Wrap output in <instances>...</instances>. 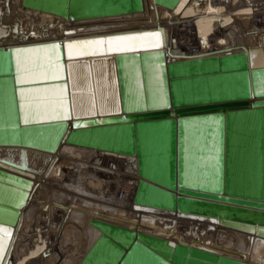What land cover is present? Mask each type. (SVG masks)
<instances>
[{
    "label": "water",
    "instance_id": "obj_1",
    "mask_svg": "<svg viewBox=\"0 0 264 264\" xmlns=\"http://www.w3.org/2000/svg\"><path fill=\"white\" fill-rule=\"evenodd\" d=\"M179 2L152 0L168 10ZM21 6L68 21L144 9L143 0H21ZM144 33L159 36L139 41L137 52H109L104 43L94 46L95 54L77 48L70 56L67 47ZM157 40L159 47L153 46ZM54 44L60 47L20 56H35L44 68L58 56L61 78L21 84L16 49ZM261 45L264 59V33ZM167 56L158 27L0 47V148L54 153L64 142L130 157L138 177L134 210L209 219L264 241V65L253 67L247 52L176 61ZM57 86L66 97L57 114L67 116L32 112L26 123L21 90ZM13 168L28 170L0 158V264L33 187ZM89 224L100 235L79 264H252L97 219Z\"/></svg>",
    "mask_w": 264,
    "mask_h": 264
},
{
    "label": "bare ground",
    "instance_id": "obj_2",
    "mask_svg": "<svg viewBox=\"0 0 264 264\" xmlns=\"http://www.w3.org/2000/svg\"><path fill=\"white\" fill-rule=\"evenodd\" d=\"M143 5V11L134 14L68 21L23 8L21 0H0V47L158 27L169 60L247 52L253 67L264 65L261 45L264 0H180L172 10L154 6L152 0H143ZM24 152L21 155L19 148H0V158L25 163L28 170H12L33 181L3 264H79L100 235L90 226L91 219L203 246L252 264H264V241L255 234L221 227L209 219L134 210L132 196L138 177L130 157L64 142L54 153L32 149ZM59 162L66 166L72 163L76 174L64 173ZM86 181H93L95 193L86 190L83 183ZM53 189L62 196L49 204L50 220L52 215L59 216L58 221L53 219L57 232L42 255L37 251L36 260L19 261L17 255L24 252L20 249L21 242L30 236L27 231L34 213L32 205L41 193ZM68 245H72L69 250ZM15 256L19 262H15Z\"/></svg>",
    "mask_w": 264,
    "mask_h": 264
},
{
    "label": "snow or ice",
    "instance_id": "obj_3",
    "mask_svg": "<svg viewBox=\"0 0 264 264\" xmlns=\"http://www.w3.org/2000/svg\"><path fill=\"white\" fill-rule=\"evenodd\" d=\"M2 34V33H0ZM159 36L158 33H144L136 36H112L108 37L106 41L104 40H81L75 41L68 44L69 55L71 56L73 49H81L83 55L95 54L98 49L94 46H98L104 43L108 44L107 51L116 53H129L137 52L140 48L138 43L145 37ZM153 46L159 47V41H154ZM60 46L57 44L46 46L44 49L40 48H26V49H16L17 52V70L20 73L18 79L21 84L33 83L40 79H60L62 65L59 63V57L53 61H48L47 68L37 63V58L32 55H25L21 58L20 53L25 54H36L42 51H47L48 48L58 49ZM39 69V70H38ZM50 73V76H49ZM21 96L25 99V122L29 121V114L34 112L36 116L41 114L47 115L49 110L52 111V116L54 118L62 119L67 116V112H63L62 115H58V111L64 109L66 97L64 88L62 86H57L54 89L47 88H29L22 89ZM162 102L167 105V101L161 97ZM76 99L74 98L73 103L75 104ZM7 233V229L3 230ZM3 248V243L0 241V249Z\"/></svg>",
    "mask_w": 264,
    "mask_h": 264
},
{
    "label": "rangeland",
    "instance_id": "obj_4",
    "mask_svg": "<svg viewBox=\"0 0 264 264\" xmlns=\"http://www.w3.org/2000/svg\"><path fill=\"white\" fill-rule=\"evenodd\" d=\"M61 164V168H62V171L64 173H74L77 169L75 166H73V164L71 165L70 163V166L68 164V166L64 165V163L62 162H59ZM60 164L57 165V167L59 166L60 167ZM84 170H82L83 172ZM55 170L53 171V174H54ZM76 174V173H74ZM73 175V174H72ZM71 175V176H72ZM55 177V176H54ZM73 178V177H72ZM75 179V178H74ZM84 183V187L87 188L86 190L89 192V193H95V184L93 183V181H86V182H83ZM58 185V184H56ZM56 185H53V187L59 189L58 187L59 186H56ZM62 189V188H61ZM54 190V189H53ZM53 190H49L50 192H45L44 194L41 193L40 196H39V202L36 201L35 203H33V210L32 212V215H31V218L30 219V223H29V229H28V236L26 238V240L22 241L20 244H21V248L20 249H24V252L22 254H19L17 255V258L16 256L14 257V259L16 258L17 260L19 261H27V262H31L33 260H36V258H38V253L37 251H39V254L42 255V251L43 250H47L45 249L46 248V245H49V243L47 244V242H52L51 240H53L56 232H57V225H56V222L53 221V219H57L58 221V214H55V215H52V220H50V214H49V207L51 205L52 202H56L58 200H60V198H62L61 195V192L57 191V190H54V192L57 191V193L54 194ZM48 193V194H47ZM97 193V192H96ZM54 194V195H52ZM57 195V196H55ZM53 197V199H52ZM59 197V198H57ZM42 198V199H40ZM54 198H57V200ZM43 200V201H42ZM51 200H54V201H51ZM62 200V199H61ZM69 201V200H68ZM68 201L65 202V205L68 204ZM64 202V201H62ZM50 204V205H49ZM39 205V206H38ZM41 205V206H40ZM46 207V208H45ZM37 210V211H36ZM47 210V211H46ZM48 212V214H47ZM43 213V214H42ZM47 214V216H46ZM34 218V220H33ZM49 218V219H48ZM46 219V220H45ZM32 220V221H31ZM50 223H49V222ZM49 224V225H48ZM51 225V226H50ZM33 226V227H32ZM52 227V228H51ZM31 228V229H30ZM30 230V231H29ZM45 234V235H44ZM53 236V237H52ZM50 238V239H49ZM32 239V240H31ZM44 240V241H43ZM42 242V243H41ZM44 242V243H43ZM37 243V244H36ZM24 244V245H23ZM34 244V245H33ZM23 245V246H22ZM38 245V246H37ZM27 246V247H26ZM23 247V248H22ZM25 247V248H24ZM33 247V248H32ZM48 247V246H47ZM68 250L71 249L72 245H68ZM33 250H34V254L33 253ZM36 250V252H35ZM32 251V253H31ZM33 255H35L34 257H32ZM20 256V257H19ZM29 257V258H28ZM33 258V259H31ZM15 259V262H19ZM22 259V260H21ZM23 259H26V260H23ZM31 259V260H30ZM30 260V261H29Z\"/></svg>",
    "mask_w": 264,
    "mask_h": 264
},
{
    "label": "built area",
    "instance_id": "obj_5",
    "mask_svg": "<svg viewBox=\"0 0 264 264\" xmlns=\"http://www.w3.org/2000/svg\"><path fill=\"white\" fill-rule=\"evenodd\" d=\"M172 43H173V44H175V42H174V41H172Z\"/></svg>",
    "mask_w": 264,
    "mask_h": 264
},
{
    "label": "crops",
    "instance_id": "obj_6",
    "mask_svg": "<svg viewBox=\"0 0 264 264\" xmlns=\"http://www.w3.org/2000/svg\"><path fill=\"white\" fill-rule=\"evenodd\" d=\"M206 227V226H205Z\"/></svg>",
    "mask_w": 264,
    "mask_h": 264
}]
</instances>
